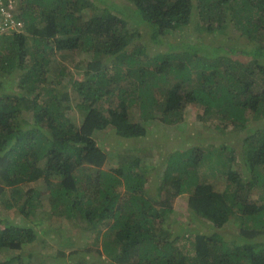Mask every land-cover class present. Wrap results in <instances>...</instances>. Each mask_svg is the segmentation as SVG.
<instances>
[{"label": "trees", "instance_id": "16d2710c", "mask_svg": "<svg viewBox=\"0 0 264 264\" xmlns=\"http://www.w3.org/2000/svg\"><path fill=\"white\" fill-rule=\"evenodd\" d=\"M16 2L25 29L0 35V250L16 254L0 264H264V0ZM189 104L221 142L154 163L151 146L126 148L105 168L98 133L144 139L147 123H180ZM206 158L226 187L205 176ZM39 180L46 192L22 187ZM185 193L193 219L234 222L236 235L167 222ZM61 219L102 247L64 243ZM39 238L60 247L25 249Z\"/></svg>", "mask_w": 264, "mask_h": 264}, {"label": "rangeland", "instance_id": "374dc122", "mask_svg": "<svg viewBox=\"0 0 264 264\" xmlns=\"http://www.w3.org/2000/svg\"><path fill=\"white\" fill-rule=\"evenodd\" d=\"M220 31V32H218ZM217 34L221 39L223 38L222 33H227L224 28L218 29ZM186 35L189 38H192L194 34V30L189 27L186 31ZM227 43L230 44L231 41L226 39ZM210 41V40H209ZM208 41V42H209ZM151 42V41H150ZM151 47H153L155 44L153 42L149 43ZM161 47V46H160ZM163 47V46H162ZM203 109L200 106H196L195 104H189L186 108V110L183 113V117L180 120V123L177 124H166L160 121V118H156L152 121L147 123V126L149 128V134L146 138L144 139H128L125 140L121 138L119 135H117L116 131L112 128L109 127L106 129L104 132L98 133L96 135V139L101 145V147L109 154V158L106 162L105 168H108L110 166L117 163L118 158L117 154L121 152L122 150L126 148H132V147H137V148H142L144 146H151L152 147V154L154 155L153 160H150L151 163H154L157 160H161L164 158V155H167L171 147L177 148L181 147L184 148L186 146H194L197 145L198 143L202 145L203 140H207V142H212V143H219L221 142L224 138L220 137L217 133L213 132V126L208 125L203 126L201 123V115L203 114ZM78 119V117H75ZM240 135V134H239ZM243 135L240 136V139L242 138ZM206 142V141H205ZM209 149H212V147ZM207 153V151H206ZM164 161V160H163ZM162 161V162H163ZM209 160L206 158L205 163H203V168L205 171V176H207L208 180L211 181L213 184H215L219 188H224L227 186L226 183V176L224 174H221L218 170H215L213 173H210V168L209 166ZM218 168L222 167L221 164L217 165ZM236 167V165H235ZM151 174L149 175V179L151 180ZM205 178V177H204ZM155 182V180H154ZM91 184V182H89ZM88 184V185H90ZM23 188L25 191H30L31 189H39L40 191L46 192V184L43 180H39L37 182L33 183H23L22 184ZM156 184L153 183L151 190L154 189V192H156ZM261 194V190H255L252 192L251 196L255 200L259 199ZM187 198H188V193L182 194L179 196L175 203V208L174 212L172 213L171 216L167 218L168 221H173L174 227L178 229L179 224H184L185 229L183 233H186L187 236L193 237L190 235V233L187 232L186 225H188V228L191 230H194L193 235L195 232H206L211 230L212 232L209 233L212 238H221V237H227L231 238L236 235L237 227L234 222H231L229 225H225L223 227H211L203 218L200 216V218H195L193 219L192 216L189 214L188 210V205H187ZM7 217L13 218L17 221H20L22 219L21 216H19V213L15 208H12L11 210L7 211L6 213ZM53 227H58V229H61V240H63L64 243H67V240L70 239L71 244L78 243L79 244V249H85L87 247L91 248L93 246V241H96L98 243L97 246L102 247L101 244V239L102 237H99V240H96V232L95 230H84L83 228L77 226L75 224V221L73 219H61V221H53ZM56 229V228H55ZM84 230V231H83ZM42 244H44V241L40 240V238L37 240L36 243H30L27 244V247L25 245V249H31L34 251L39 252H44L45 255L48 253L50 254V251L52 252L55 250V247H60V246H49L50 249H42ZM181 245H185L186 247V252L191 251V245L190 242L186 240V237L182 238ZM96 248V247H94ZM65 250V248H63ZM15 249L12 248H5L0 250V259H8L9 256L16 254ZM30 251V250H27ZM56 251V250H55ZM70 249L67 248V252L69 253ZM19 252V251H18ZM55 253V252H54ZM44 255V256H45ZM91 255L97 256V254L92 253ZM42 256V257H44ZM41 258V257H40ZM41 260L36 257V260ZM52 259L46 258L44 264H51Z\"/></svg>", "mask_w": 264, "mask_h": 264}, {"label": "built area", "instance_id": "2783aa9c", "mask_svg": "<svg viewBox=\"0 0 264 264\" xmlns=\"http://www.w3.org/2000/svg\"><path fill=\"white\" fill-rule=\"evenodd\" d=\"M24 29L16 0H0V35L22 32Z\"/></svg>", "mask_w": 264, "mask_h": 264}]
</instances>
